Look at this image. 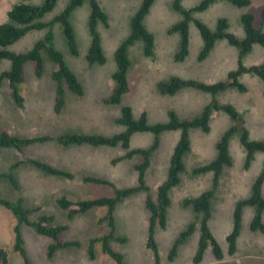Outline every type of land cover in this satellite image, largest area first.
Wrapping results in <instances>:
<instances>
[{
  "label": "rangeland",
  "instance_id": "obj_1",
  "mask_svg": "<svg viewBox=\"0 0 264 264\" xmlns=\"http://www.w3.org/2000/svg\"><path fill=\"white\" fill-rule=\"evenodd\" d=\"M44 0H0V25L8 22L7 14L20 3L40 6ZM105 13L106 23L99 22L96 31L100 36L104 64L87 63L86 55L91 45L88 22L91 14L90 1L74 9L68 18L75 36L78 54H70L62 34V27L54 22L40 30L27 32L22 38L8 47L14 53H25L33 48L49 32L53 49L58 51L76 78L79 80L83 95L70 93L66 87V105L60 113H55L56 82L52 73L56 65L47 54L41 52L42 72L35 75V63L28 61L23 65V83L20 95L24 100L23 108H18L10 99L8 82L0 88V129L20 138L50 137L51 141L36 142L20 151L0 148V173H11L17 182L15 190L7 178H0V198L16 201L24 200L26 207H38L29 220L34 222L39 215L52 216L53 225L66 226L62 239L76 241L56 252L48 259L50 238L38 235L31 227L20 226L23 248L30 264H115L102 252L101 243L93 245L95 258L88 257L91 240L108 233L107 221L99 222L108 211L107 207H95L86 213L78 214L71 220L60 209L56 200L66 197L72 201H88L98 198H112L118 189L138 187L135 166L141 163L140 156L118 160L126 152L119 147H93L89 145L62 147L55 138L66 134H85L113 137L125 131L117 124L121 108L128 106L135 120L145 114L148 125L167 124L169 113L179 120H193L199 117L204 108L215 100L219 105H232L242 116L250 141L264 143V99L262 84L252 74H242L238 81L246 87V92L228 88L215 96L192 88H183L174 95H164L157 90V84L171 78L194 80L212 84L227 79V74L238 67V50L224 40L217 41L208 57L199 61L203 40L196 28L195 21L204 24L211 32L216 31L218 21L225 20L227 32L238 39L244 38L240 18L242 15L254 16L253 26L260 29L261 10L264 0H249L250 4L236 8L219 0L202 12L192 13L187 25L188 55L182 62L174 57L180 48V34L170 29L182 21L183 16L173 9V0H155L144 19L146 29L153 35V55L143 53L142 44L137 41L129 46L127 56L130 68L127 74L129 90L118 105L105 104L113 90L112 74L116 70L114 53L131 35L130 22L139 10L143 0H96ZM203 0H180L183 9L198 6ZM70 0H58L54 9L47 13L41 22L50 24L62 14ZM264 29V27H263ZM264 60V48L254 45L243 59L244 67L258 65ZM10 62L0 63V74L8 71ZM209 131L201 129L189 131L190 150L184 155L185 171L180 175V183L171 190L170 206L167 209V224L164 230L156 229L154 240L157 245L160 264H193L198 240L199 225L196 214L190 207L181 204L185 198H196L212 188L211 173L194 176L191 171L216 157V144L227 130L233 126V120L226 113L212 112L209 119ZM181 131H165L158 136V149L152 153L150 166L144 175L147 190H140L117 203L113 210L115 236L125 242L111 241L112 249L123 256L125 264H153L152 252L147 249L149 212L145 208L146 197L156 200L157 187L166 180L173 150L179 141ZM155 136L149 132H137L130 137L129 151L148 149ZM231 166L224 168L211 200V219L209 229L219 245L223 257L215 259L211 249L207 248L198 264H264V234L252 232L250 224L255 208L244 206L241 210L239 235L236 239V251L228 253L226 236L232 229V214L235 204L250 197L252 186L264 169V153L257 152L249 166L245 168L246 150L240 143V134L234 133L228 141ZM33 159L50 164L56 169L69 172L72 179L50 176L33 168L26 161ZM116 161V162H115ZM15 163L18 167L11 168ZM92 177L112 183L113 186L84 183L83 178ZM264 198V182L261 188ZM264 223V211L261 214ZM194 224L193 233L178 246L176 257L169 261L167 256L177 236ZM13 214L0 206V248L7 252L8 264H23L22 257L13 250L14 227Z\"/></svg>",
  "mask_w": 264,
  "mask_h": 264
},
{
  "label": "trees",
  "instance_id": "obj_2",
  "mask_svg": "<svg viewBox=\"0 0 264 264\" xmlns=\"http://www.w3.org/2000/svg\"><path fill=\"white\" fill-rule=\"evenodd\" d=\"M58 0H44L40 6H31L28 4L20 3L14 5L8 12V22L0 25V63L3 60L10 62L8 71L0 74V88L4 81L8 82V89L11 101L18 108H23L24 100L20 95V86L23 83V65L28 62L35 63V75L39 76L42 72L41 52L44 51L49 60L56 65V70L52 73V79L56 82V97H55V113H60L66 105V89L77 96L83 95V89L73 74V72L65 64L62 55L53 49L50 42L52 35L49 32L46 36L35 43L33 48L25 53H14L8 50V47L22 38L27 32L32 30H40L44 27L57 22L62 27V34L65 44L70 54L76 56L78 54L75 36L73 29L68 21L70 13L81 6L86 0H70L65 10L59 16L55 17L50 24H44L41 19L49 12H51ZM91 5V14L88 22V30L91 36V45L88 49L86 60L90 65H102L105 62L100 36L96 31L97 23H106L107 17L103 10L100 8L96 0H88ZM219 0H203L198 6L185 10L180 4V0H173V9L179 12L183 19L170 29V32H178L180 34V48L176 53L174 59L177 62H182L188 55V35L187 25L192 19V13L202 12L206 10L211 4ZM236 8H243L250 4L249 0H223ZM155 0H143L139 10L132 17L130 22L131 35L126 39L115 51L114 59L116 63V70L112 74L113 90L111 96L104 100L105 104L118 105L121 97L129 90L127 74L130 68V61L127 56V50L134 42L139 41L143 47L145 56H152L154 50L153 35L146 29L144 19L148 14L152 4ZM261 28L256 29L253 26L254 16L251 14L242 15L240 18L244 30V38L238 39L233 34L228 33L227 23L225 20L218 21L217 29L211 32L204 24L195 21L196 28L203 40V48L199 55V61L206 59L212 50L214 44L219 40H224L231 47L238 50V67L235 71L227 74L225 81H220L212 84L200 83L194 80H181L179 78H171L169 81L160 82L157 84V90L164 95H174L177 91L183 88H192L198 91L217 95L228 88L237 89L239 92H246V87L239 83L238 78L242 74H252L257 77L262 84V97L264 99V60L258 65L244 67L242 59L250 53L254 45H259L264 48V8L261 10ZM222 111L229 115L233 120V126L230 127L224 136L216 144V157L213 161L203 164L194 168L191 174L200 176L207 173L213 175L212 188L201 193L196 198H185L181 204L184 208L190 207L197 216L199 225V240L195 255L193 257V264L201 262L204 252L207 248L215 259L221 260L223 257L222 251L214 239L208 221L211 217V200L214 196V191L219 183L220 175L224 168L231 166V158L228 152V141L234 133L240 134V143L246 150L245 168L253 160L254 154L257 152L264 153V143L257 141H250L248 138V131L244 126V121L241 114L232 105H219L215 100H212L202 111L201 115L193 120H179L174 113H169L170 120L167 124L148 125L145 114H141L140 118L135 120L132 116L130 107L125 106L121 108V116L117 120V124L123 126L125 131L113 137H103L96 135L85 134H66L56 137L54 140L56 144L62 147L68 146H81L89 145L93 147H119L126 153L118 160L128 159L132 156L138 155L141 157V163L135 166L137 172L138 187L128 189H118L115 196L112 198H98L88 201H72L66 197H60L56 203L60 209L67 213V219L71 220L78 214L86 213L88 210L95 207H107V214L99 219V222L107 221L109 231L107 234L91 240L89 245L88 257L90 260L95 258L93 253L94 243L100 242L102 252L107 254L115 264H125L123 256L115 252L110 243L111 241H118L124 243L125 239L115 236V225L113 218V210L117 203L124 198L139 192L140 190H147L144 185V175L149 169L150 158L153 152L158 149L159 141L158 136L165 131H181V136L177 142L168 167L166 180L161 183L156 190V200L152 201L146 197L145 208L149 212L148 218V240L146 247L152 252L154 263L160 264L157 245L154 240V233L156 229L164 230L167 224V209L170 206V192L180 183V175L185 171L184 155L190 150L189 131L192 129H201L207 133L209 131V119L212 112ZM137 132H149L155 136L153 144L146 150L136 149L129 151L130 137ZM50 137H29L20 138L12 135L5 130L0 129V148L21 149L36 143L51 141ZM36 170L50 176H59L65 179H72L73 175L54 168L45 162L28 159L26 161ZM116 162V161H115ZM15 163L11 168L18 167ZM0 178H7L11 186L17 190L18 185L11 173H0ZM84 183H95L100 185L113 186L112 183L100 179L86 177L83 178ZM264 182V169L260 176L256 178L252 186V192L249 198L242 199L235 204L232 214V229L226 236L229 255H233L236 251V239L239 235L241 210L244 206H251L255 208V214L250 224L252 232H259L264 234V223L261 220V214L264 211V198L261 195V188ZM0 206L9 210L15 220L14 227V244L13 250L17 252L23 260V264H30L26 257L23 248V240L20 233V226L26 225L31 227L38 235L50 238L52 243L48 246L47 257L52 259L58 250L68 248L70 246H77L76 241L66 242L62 239V232L67 229L66 226L53 225L54 218L52 216L39 215L37 220L31 222L29 216L32 213L38 212V207H26L24 200L18 198L16 201H9L0 198ZM195 228L194 224H190L187 229L181 232L174 241L172 248L167 256L169 261H173L176 257L177 248L183 244L188 237L193 233ZM0 264H8L7 252L0 248Z\"/></svg>",
  "mask_w": 264,
  "mask_h": 264
},
{
  "label": "crops",
  "instance_id": "obj_3",
  "mask_svg": "<svg viewBox=\"0 0 264 264\" xmlns=\"http://www.w3.org/2000/svg\"><path fill=\"white\" fill-rule=\"evenodd\" d=\"M210 219H211V217H210ZM66 249V248H65ZM63 250V249H62ZM62 250H58L57 252H59V251H62ZM56 254V253H55Z\"/></svg>",
  "mask_w": 264,
  "mask_h": 264
}]
</instances>
